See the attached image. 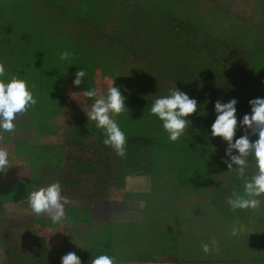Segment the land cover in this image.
<instances>
[{"label":"trees","instance_id":"obj_1","mask_svg":"<svg viewBox=\"0 0 264 264\" xmlns=\"http://www.w3.org/2000/svg\"><path fill=\"white\" fill-rule=\"evenodd\" d=\"M46 1L48 0H0V65L4 66L7 76L15 75L26 81L36 100L34 105L21 112L29 117L31 137L23 143L27 144L25 152L29 156L30 165L34 160L45 164L53 158L62 162L66 170L61 175L64 179L57 176L58 183L69 184L74 176H85L84 180L99 183L100 187L91 188V192L103 204L107 203V193L119 190L115 180L123 181L125 176L150 177L153 186L146 192L148 199L145 214L147 224L150 225L161 224V218L175 225L177 209L182 208L178 203L186 202L183 198L187 195L200 196L199 200L185 205V209H193L188 212L190 221L193 211L199 212L201 222L206 219L205 212L215 211L217 215L218 208L226 205L225 199L215 202L217 196L220 198L227 186L232 190L242 177L235 176L229 180L230 171H227L222 162L227 159L224 155L225 148H220L223 141L219 137L212 138L208 135L209 126L214 119V113L211 112L213 103L208 109H202L200 103L198 106L202 99L197 95L200 89L186 87V90H190L189 97H194L197 101V110L187 117L191 123L186 126L184 133L175 142L169 141L161 122L149 113L152 101L156 97L167 95L162 92L166 89L164 81L153 85L146 83L147 86L138 81V78L143 77L150 82L156 81L154 77L161 79L162 72L157 76V70L161 68L162 62L166 63L169 52L158 51L151 56L138 51L136 48L143 47V42L148 46L147 39L144 36L135 37L131 33L133 26L130 33L127 32L126 24H129L127 19L130 16L127 13H121L120 18L114 16L109 6L110 1L115 3V0H60L49 8L43 3ZM136 1L134 4H137ZM138 1L146 6L143 8H146L148 14L157 7L149 0ZM73 2L76 6L71 5ZM66 8H78V15L72 18ZM120 10L121 8H117V11ZM169 13L164 18L166 15L169 18ZM56 14L59 15L58 18H54ZM136 16L141 18L138 13ZM164 18L143 19V23L139 22L136 26H153L161 31L159 26L167 21ZM77 21L80 22V27H87L88 30L75 32L73 25L76 26ZM110 21L115 23L112 33L103 28L104 22ZM168 21L171 22L170 19ZM121 25L124 28L122 31ZM172 39L169 36L167 39L154 38L153 42L161 46L162 41L167 46L165 41H171L174 48L177 44L179 47L183 45L179 37L174 36ZM177 41L179 43L176 44ZM160 46L158 45L159 48ZM65 51L71 55L66 60H61L60 53ZM137 62L141 67L131 69L138 76L134 83L131 76V80L127 79L123 70L128 65L130 67V64L137 65ZM149 64L153 66V72L146 71ZM56 65L61 66L59 73L54 71ZM81 70L86 75L77 91L95 89V75L100 71L103 76L114 79L121 95L125 97L126 110L115 117L126 139L123 157H118L110 147L103 145L102 131L91 132L90 141H85L84 135L74 134L71 142L66 141L54 147L36 145L35 140L54 135V120L65 113L66 83L72 84L75 75ZM168 73V80H172L175 73ZM178 85L182 87V82L178 81ZM146 90H149L148 94ZM235 138L236 135L234 140ZM252 140H255L253 136ZM84 163L94 164L91 178L84 173ZM32 183L29 180L26 191L30 192ZM211 187L213 189L210 190ZM235 189L238 188L235 187L234 191ZM7 191L13 193L12 188ZM128 193L124 196L126 201L130 199ZM166 211L168 216H163ZM127 224L134 226L132 223ZM124 225L107 224L101 231L102 254L111 256L110 249L117 239L128 240L124 236L127 234Z\"/></svg>","mask_w":264,"mask_h":264},{"label":"rangeland","instance_id":"obj_2","mask_svg":"<svg viewBox=\"0 0 264 264\" xmlns=\"http://www.w3.org/2000/svg\"><path fill=\"white\" fill-rule=\"evenodd\" d=\"M59 1L48 0L43 3L45 7L49 8L51 5L55 6L54 3H59ZM135 1L115 0V3L110 1L109 7L115 17L120 18L121 13H127L130 16L127 19L129 24H126L127 32L130 33V28L133 26L131 33L135 37L144 36L147 39L148 46L143 42V47H138L140 50L136 48L138 51L151 56L158 51L163 52L166 50V52H169L166 63L162 62L160 65L162 70L160 67L157 70V76H160L161 73L159 72H162L161 79L154 77L156 81L152 80L154 82H150L145 80L144 77L142 79L138 78V81H142V84H161L164 81L166 89L162 92L167 95L169 90L174 87L185 93L187 92L188 95L190 90H186V87H197L200 89L197 95L202 98L198 102V106L200 103L202 109H208L216 100L223 102L235 98L237 101L235 115L238 122L245 113L250 111L248 104L250 99L264 97V0H149L153 5H157V7L151 9L149 14L146 8H143L146 6L141 5L142 2L137 0V4H134ZM71 5L76 6V3L73 2ZM117 8H121V10L117 11ZM66 9L72 15V18L76 14L78 15V8ZM136 13L141 16L140 19L137 18ZM168 13L170 14L169 18L167 15L164 18V15ZM58 17V14L54 16V18ZM158 18L161 20L162 18L167 19L159 26L161 31L153 26L147 28L136 26L139 22L143 23V19ZM147 22L149 23V21ZM166 22L169 24H166ZM79 24L80 22L77 21L76 26L73 25L75 32L88 30L87 27H80ZM114 24L111 21L110 23L104 22L105 26L103 25V28L105 27L106 32L112 33ZM123 29L121 25V31ZM168 36L171 40L174 36L179 37L183 45L179 47L177 41V47L174 48L171 41H165L167 46H164L162 41L161 46L159 43L153 42L154 38L167 39ZM138 63L137 65L130 64V67L128 65L123 70L127 79L131 80V76L134 83L137 82L136 78L138 76L131 69H139L141 65ZM152 67L149 64V69H146V71L153 72ZM54 71L59 73L61 66H54ZM168 72L175 73L172 80H168L170 77ZM178 81L182 82L183 88L179 87ZM112 82L113 86L118 88L114 79L103 76L98 71L95 75L97 96L105 94ZM148 91L146 90V94H148ZM79 92L73 88L71 83H66L65 113L54 120V136L42 138L39 144H64L66 141L71 142L74 134L84 135L85 141H90L92 138L91 132L102 131L95 127V122L88 121L85 114L90 110L94 98L83 97ZM211 112L214 113L213 108ZM204 115H206V111H204ZM14 119H17L13 123L16 124V128H13L11 133L3 131L0 134V138L3 135L7 138L6 145H8L9 136L12 133L15 134L10 137L20 139V137H26L27 129H29L28 116L17 113ZM18 132L20 136H18ZM241 134V128L237 123L234 135L239 137ZM252 136L255 139L257 138L255 135H250V141H253ZM32 139H35V136H32ZM20 146L26 148L27 144L23 143ZM226 146V142H223L220 148H226ZM14 156L16 155L14 154ZM248 161L242 180L239 179L240 183L234 184V188H238L235 191H242L243 180L250 178L256 170L251 156L248 157ZM18 163L20 164V161ZM55 164H59L58 166L64 168L62 162H55ZM84 166L86 167L84 173L91 178L94 164L84 163ZM29 169L27 161L24 165L22 164L21 170L24 177H28ZM16 171L17 169H14L11 174H15ZM230 172L229 180H232L237 175ZM84 179L85 176L82 175L81 177L80 175L74 176L65 191L77 192L78 194L82 192L83 196H87L86 194H92L91 188L98 189L100 187L99 183L88 182ZM113 181L114 179H112ZM115 182L119 190L113 193H121L125 190L147 191L153 186L151 178L147 176L143 178L125 176L123 181L115 180ZM234 188L231 190V187L227 186L220 194V198L217 196L215 202L219 203L225 199L224 203L226 204L222 208H218L217 215L215 211H213L214 213L205 212L206 219L201 222L199 212H192L191 219L198 230L196 235H198L197 244L200 248V256H194L192 264H264V195L256 198L259 201L256 207L231 209L226 201ZM196 196L197 198L194 201L200 199L198 195ZM73 202L76 206L81 204L80 200ZM103 208L102 202L96 203L97 217H101ZM25 214V220L28 223L30 221L27 215L32 216L33 214L27 206ZM69 223H75V219H71ZM233 227L238 229L235 236L230 235ZM193 234L191 231H187L184 239H188ZM212 239L216 241V250L212 251L210 245L209 252L205 254L201 250V245L210 243ZM187 242L190 248L194 246V244H190V241ZM190 255L191 253L186 254L185 259L189 258Z\"/></svg>","mask_w":264,"mask_h":264},{"label":"crops","instance_id":"obj_3","mask_svg":"<svg viewBox=\"0 0 264 264\" xmlns=\"http://www.w3.org/2000/svg\"><path fill=\"white\" fill-rule=\"evenodd\" d=\"M16 120L14 119L13 123ZM15 125L14 128H16ZM27 130L26 137H20V139L10 137L15 134L12 133L9 136L8 145L4 135L0 138V148L8 153V164L0 169V264H60L61 256L67 252H74L81 264H91V259L102 254L103 251L101 231L107 224L115 225V223L125 224L124 229L127 234L124 236L128 237V240L115 241L110 249L113 264H192L193 257L200 256V248L196 243L198 230L194 226V221L188 219L190 216L188 212L193 209H185V205L193 203L197 198L196 195H187L183 198L186 202L178 203V206L182 208L177 209L175 225L169 224L163 218L160 220L161 224H147L145 214L148 190H125L124 192L130 194V199L128 198L127 201L124 200V196L127 195L124 192L107 193V203L103 204L104 208L99 218L95 207L101 199L97 196L94 198L93 193L83 196L82 192L78 194L65 191L69 184L58 183L57 176H60L61 180L64 179L61 175L65 171L58 166L60 163L55 164L56 159L53 158L45 164L36 163L34 160L30 165L25 148L20 146L31 137L29 129ZM1 132L3 131L0 130V134ZM18 136H20L19 132ZM41 140L42 138L35 140L36 145L43 147L56 145L39 144ZM26 161L30 168L28 177H24L21 170L22 164L24 165ZM14 169L17 171L11 174ZM29 180L33 182L29 188L30 191L49 184L60 186L61 195L67 198V203L63 205L64 217L61 223L52 224L44 215L39 217L27 215L30 222L26 223L27 200L25 197L28 191L25 189L29 187ZM17 185L19 186L16 187ZM8 188H12L13 193L8 192ZM14 190L17 191L14 192ZM77 200H80L79 206L73 202ZM163 216H168L167 211L163 212ZM71 219H75V223H69ZM127 223H132L134 226H128ZM187 231L194 234L184 239ZM187 241L194 246L190 248ZM188 253L191 255L185 259Z\"/></svg>","mask_w":264,"mask_h":264},{"label":"clouds","instance_id":"obj_4","mask_svg":"<svg viewBox=\"0 0 264 264\" xmlns=\"http://www.w3.org/2000/svg\"><path fill=\"white\" fill-rule=\"evenodd\" d=\"M71 54L67 51L60 53V59L66 60ZM85 72H78L72 82L74 89H80L84 81ZM74 93V92H73ZM86 98H94L90 110L85 113L88 121L95 122V127L102 130V143L110 147L118 157L125 155V135L115 121V117L126 110L125 97L119 88H107L106 93L97 96L94 88L80 91ZM72 94V93H71ZM36 100L28 88L26 81L15 75L7 76L3 65H0V130L10 132L14 128L15 114L24 112L34 105ZM235 98L227 101L216 100L213 102L214 119L209 126L208 135L212 138L219 137L226 142L223 159L227 171L234 172L237 177H242L245 172L248 157L251 156L255 164V172L250 178L243 180L242 191H233L227 198L231 209L253 208L258 206L256 199L264 195V97H256L248 101L250 111L239 120L242 134L233 140L237 127ZM197 110V101L194 97L176 87L169 90L168 95L156 97L150 107L149 113L160 122L167 134L168 140L175 142L185 131L191 121L187 119ZM250 135L257 138L249 140ZM8 164V153L0 148V169ZM27 207L30 212L39 217L46 216L52 224L61 223L64 217L63 205L67 198L61 195L58 184H49L39 187L26 195ZM238 229L233 227L230 235H237ZM216 250V241L203 243L201 250L207 254ZM60 264H81L79 257L74 252H67L60 258ZM91 264H113V258L106 254H99L91 259Z\"/></svg>","mask_w":264,"mask_h":264}]
</instances>
